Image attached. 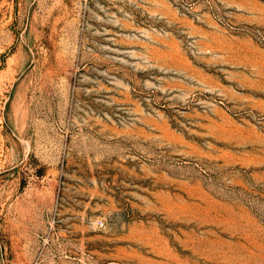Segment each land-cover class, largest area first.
Instances as JSON below:
<instances>
[{"label": "rangeland", "instance_id": "1", "mask_svg": "<svg viewBox=\"0 0 264 264\" xmlns=\"http://www.w3.org/2000/svg\"><path fill=\"white\" fill-rule=\"evenodd\" d=\"M0 264H264V0H0Z\"/></svg>", "mask_w": 264, "mask_h": 264}]
</instances>
